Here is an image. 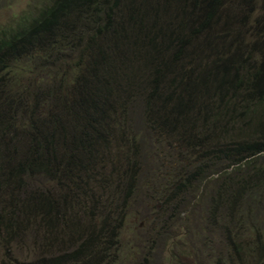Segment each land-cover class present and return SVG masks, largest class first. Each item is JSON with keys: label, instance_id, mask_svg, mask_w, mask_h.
<instances>
[{"label": "trees", "instance_id": "1", "mask_svg": "<svg viewBox=\"0 0 264 264\" xmlns=\"http://www.w3.org/2000/svg\"><path fill=\"white\" fill-rule=\"evenodd\" d=\"M245 6L246 0H54L11 39L1 40L9 84L0 89V199L9 184L34 174L61 183L87 172L84 195L100 189L88 187L93 177L88 168L103 166V152L112 141L132 132L129 113L140 96L145 123L178 140L191 129L197 136L209 129L228 133L234 140L222 147L220 133L209 140H216L213 149L236 165L264 151V13L253 24L246 21ZM74 24L91 29L79 48L69 89L58 84L66 92L45 106L47 93L37 99L13 90L20 85L13 70L21 53L43 45V52L52 54L45 41L52 49L78 45L76 39L83 37ZM28 100L31 109L25 107ZM119 105L127 112L119 114ZM131 137L137 139L134 133ZM27 199L21 207L14 205L25 218L24 230L35 222L50 226L56 217L66 220L53 197L37 192ZM17 223L0 206V232L4 227L12 237ZM107 233L94 251L93 240H85L45 260L105 264L116 242L115 233Z\"/></svg>", "mask_w": 264, "mask_h": 264}, {"label": "rangeland", "instance_id": "2", "mask_svg": "<svg viewBox=\"0 0 264 264\" xmlns=\"http://www.w3.org/2000/svg\"><path fill=\"white\" fill-rule=\"evenodd\" d=\"M53 2L0 0V42L11 39ZM244 8L246 21L254 24L264 13V0H246ZM71 27L83 37L76 39L78 45L55 51L45 41L52 54L43 52V45L21 53L13 70L19 72L20 85L13 90H22L27 96L47 93L43 105H51L61 90L66 92L58 84L69 89L77 74L73 65L80 56L79 48L91 29L85 24ZM4 55L1 50L0 89L9 84ZM140 97L134 102V113H129L132 132L112 141L108 153L103 152V166L88 168L93 176L88 187L100 189L90 188L84 195L82 183L88 173L81 172L73 181L64 178L61 183V179L50 181L34 174L2 191L0 206L17 218L15 226L20 228L12 237L1 228L0 264H48L45 259L49 256L71 251L85 240H93L94 251L100 236L105 239L109 231L115 233L116 242L104 258L105 264H264V151L236 165L213 149L216 140H209L220 133L223 140L218 148L222 147L234 140L228 133L209 129L197 136L191 129L178 140L174 133L145 123ZM29 100L26 109H31ZM21 107L16 108L17 113ZM118 107L119 114L127 112ZM133 133L137 139L131 137ZM186 139H191V146ZM246 190L252 193L246 194ZM37 192L53 197L66 220L56 217L54 226L53 220L50 226L35 222L24 230L25 218L14 205L21 207L28 195ZM101 228L106 229L103 235Z\"/></svg>", "mask_w": 264, "mask_h": 264}]
</instances>
